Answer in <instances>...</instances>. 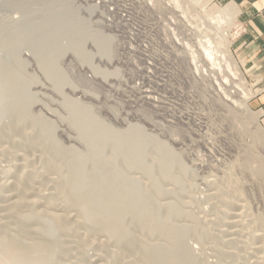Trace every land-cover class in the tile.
I'll use <instances>...</instances> for the list:
<instances>
[{
    "label": "rangeland",
    "instance_id": "1",
    "mask_svg": "<svg viewBox=\"0 0 264 264\" xmlns=\"http://www.w3.org/2000/svg\"><path fill=\"white\" fill-rule=\"evenodd\" d=\"M180 1L0 0V264H264V80Z\"/></svg>",
    "mask_w": 264,
    "mask_h": 264
},
{
    "label": "crops",
    "instance_id": "2",
    "mask_svg": "<svg viewBox=\"0 0 264 264\" xmlns=\"http://www.w3.org/2000/svg\"><path fill=\"white\" fill-rule=\"evenodd\" d=\"M233 1L239 9V24L246 27L237 39L235 52L250 77L261 84L264 80V0ZM264 110V101L260 103Z\"/></svg>",
    "mask_w": 264,
    "mask_h": 264
},
{
    "label": "bare ground",
    "instance_id": "3",
    "mask_svg": "<svg viewBox=\"0 0 264 264\" xmlns=\"http://www.w3.org/2000/svg\"><path fill=\"white\" fill-rule=\"evenodd\" d=\"M180 1V0H179ZM200 1H202V0H187V2L189 3V4H191V3H193V4H198ZM181 2V1H180ZM176 4V3H175ZM181 4V3H180ZM193 6V5H192ZM235 10H236V5L235 4H231V3H227L225 6H223L222 8H219V9H217V11H216V15L215 16H217V18H218V20H220V19H225V17H227V18H229L230 20H231V18L234 16V15H236L235 14ZM212 16H214V14L212 15ZM211 18H213V17H211ZM217 18H215V19H217ZM237 32V31H236ZM238 33V32H237ZM198 44V43H197ZM199 45H201V43L199 44ZM204 45V44H203ZM202 45V46H203ZM190 46V45H189ZM202 46H200L199 48L201 49V52L203 53V56L204 57H206V58H209V52L207 51V46L206 45H204L203 47ZM206 46V47H205ZM227 46H225V48H226ZM192 49V48H191ZM228 49V48H227ZM227 49H225V50H227ZM193 50V49H192ZM194 51V50H193ZM193 51H192V53H193ZM197 51V50H196ZM223 52H224V50H223ZM198 53V52H197ZM228 53V52H227ZM190 54V53H189ZM199 54V53H198ZM191 55H193V54H191ZM190 55V56H191ZM228 55V54H227ZM196 57V56H195ZM199 57H201L200 55H199ZM228 58H229V55L227 56ZM201 60H202V57H201ZM202 62V61H201ZM230 62V61H229ZM234 62V61H233ZM233 62H231V63H233ZM230 63V64H231ZM235 63V62H234ZM193 64V63H192ZM195 66V65H194ZM228 68V67H227ZM232 69H234V71H233V74L235 75V77L236 78H238V79H240L241 80V78L242 77H240V75H239V73L240 72H238L239 70H238V68H237V66L235 65V64H232ZM225 78V77H224ZM235 78V81L237 80ZM239 80V81H240ZM242 80H243V78H242ZM242 80H241V82H242ZM242 84V83H241ZM245 94V93H244ZM93 123V122H92ZM101 123V122H100ZM97 124V123H96ZM77 125V124H76ZM100 125V124H99ZM89 126V125H88ZM95 127H97V126H95ZM95 127H94V129H95ZM257 127V126H256ZM259 128H260V126H258ZM100 128V127H99ZM93 129V128H92ZM91 130V129H90ZM92 131V130H91ZM80 132V131H79ZM81 134V133H80ZM87 137V136H86ZM87 142V141H86ZM174 241V240H173ZM177 245V244H176ZM173 246H174V244H173ZM6 247H9V246H6ZM10 247H11V245H10ZM9 247V248H10ZM16 248V247H15ZM176 248V247H175ZM5 249V248H4ZM12 249H13V247H12ZM179 249V248H178ZM0 250H3V247H2V249H0ZM5 250H7V252H8V248L7 249H5ZM11 251H12V253H11ZM13 251L14 250H11L10 249V252H8V253H6V255H4L5 254V252L3 253L2 251H1V254L3 253V255L4 256H6L7 258V260H8V258L9 259H11L12 257H13V260L15 259L14 257L15 256H13L12 254H15V253H13ZM19 251V250H18ZM17 251V252H18ZM156 251V250H155ZM173 251V250H172ZM171 251V252H172ZM15 252H16V250H15ZM162 252V251H161ZM174 252V251H173ZM181 252H183V251H181ZM187 252H189V251H187ZM198 252V251H197ZM21 253V252H20ZM20 253H18V254H20ZM155 253H157V252H155ZM176 253H178L177 251H176ZM18 254H17V256L16 257H19L18 256ZM22 254V253H21ZM154 254V253H153ZM152 254V255H153ZM162 256H161V255ZM175 254V252L174 253H169V252H164V253H159V257H160V261H161V263H160V261H159V258H158V262L159 263H157V264H174L175 263V261L177 260V258H179V257H176V255H174ZM179 254V253H178ZM177 254V255H178ZM185 254H186V252H185ZM185 254H181L180 253V258L181 259H183V257H184V255ZM2 255V256H3ZM16 255V254H15ZM148 255H149V253H148ZM147 255V256H148ZM152 255H150V256H152ZM156 255V254H155ZM12 256V257H11ZM154 256V255H153ZM179 256V255H178ZM187 256V255H186ZM185 256V257H186ZM155 257L156 256H154L153 258L155 259ZM4 259L3 260H6L5 259V257H3ZM147 258H149V256L147 257ZM157 258L154 260V261H156L157 260ZM186 258H188V257H186ZM192 258V257H191ZM0 260H2V258H0ZM2 260V261H3ZM6 260V261H7ZM147 260V259H146ZM12 261V260H11ZM16 261V260H15ZM151 261H152V259H151ZM153 261V262H154ZM8 262L9 263H12V262H10L9 260H8ZM17 262V261H16ZM187 262V261H186ZM189 262V261H188ZM179 263V262H178ZM190 263V262H189ZM3 264H4V262H3ZM20 264V263H19ZM149 264H151V263H149ZM176 264V263H175ZM181 264H183V263H181ZM186 264V263H185ZM194 264V263H193Z\"/></svg>",
    "mask_w": 264,
    "mask_h": 264
},
{
    "label": "built area",
    "instance_id": "4",
    "mask_svg": "<svg viewBox=\"0 0 264 264\" xmlns=\"http://www.w3.org/2000/svg\"><path fill=\"white\" fill-rule=\"evenodd\" d=\"M237 28H238V30H241V32H240V33H242V32H245V31H246V27H243L242 25L238 26ZM240 33H239V34H240Z\"/></svg>",
    "mask_w": 264,
    "mask_h": 264
}]
</instances>
